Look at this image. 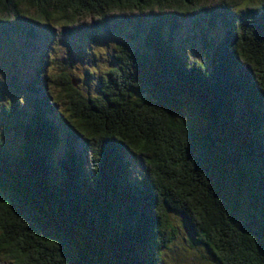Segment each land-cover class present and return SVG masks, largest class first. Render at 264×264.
Returning a JSON list of instances; mask_svg holds the SVG:
<instances>
[{
  "label": "trees",
  "instance_id": "16d2710c",
  "mask_svg": "<svg viewBox=\"0 0 264 264\" xmlns=\"http://www.w3.org/2000/svg\"><path fill=\"white\" fill-rule=\"evenodd\" d=\"M207 4L0 0V39L41 28L44 58L58 67L62 49L104 31L140 41L116 44L97 94L79 92L66 71H37L30 107L3 108L24 139L18 154L0 141L1 260L164 264L173 211L211 264H264V0ZM186 21L223 29L206 39L209 67L178 56Z\"/></svg>",
  "mask_w": 264,
  "mask_h": 264
},
{
  "label": "rangeland",
  "instance_id": "374dc122",
  "mask_svg": "<svg viewBox=\"0 0 264 264\" xmlns=\"http://www.w3.org/2000/svg\"><path fill=\"white\" fill-rule=\"evenodd\" d=\"M198 28L199 26L194 21H186L183 23L181 32L178 33L179 38L176 39L174 44L176 45L178 56L184 62L191 63L198 60L206 67H209L208 52H211V49L206 45L209 43L207 40L217 42L223 36L224 32L223 29L217 28V30L205 34L201 33ZM39 30L41 34H37L35 38L26 37L24 31H21V34H12L13 40L10 41L14 45L10 42H3L0 39V141L2 146L11 153L18 154V151L22 148L24 138L13 128V125H11L13 121L12 117L11 115L7 116L3 112V108H6L9 104L15 108H22L21 110L25 109L24 107H30L29 99H27V92L30 94V91H28L29 87L27 88V86L31 85L34 81L35 69L33 68L38 67V54L40 53L41 55L42 52H45L46 45L44 44V40L48 41L49 37L47 32L41 28ZM132 37L118 39L114 33L104 32L96 41L84 39L82 45L80 44L85 49L83 54L81 51L74 53L73 50L69 54L66 49H62V54L57 56V58L67 66V70L73 78H76L73 81L76 89L83 94L89 93L94 95L99 90L98 75L106 72L108 67L114 63L113 55L116 53V44L124 42L131 49L140 47L139 38L131 39ZM28 39L31 41L30 44L32 46L30 48L27 46L26 48L29 49L25 50L22 46H26L25 41H28ZM67 42L66 39L63 40V43ZM209 45L212 48L213 44ZM21 49L24 50L23 55L19 54ZM21 52L23 53V51ZM25 54H28L26 60ZM40 58V67L42 68L46 61L44 54ZM93 69L96 71H93ZM62 70L65 71L64 67ZM59 71L60 68L57 66L51 68V72L56 73ZM39 75L42 76L41 74ZM54 92L57 93L55 88ZM34 95L35 97L37 96V94ZM31 100L34 102L33 96ZM50 119L55 120V116H50ZM80 143V141H77L75 145L77 149H80ZM63 148L64 146H59L57 150L58 154L63 155ZM138 159L135 155L130 156L128 159L131 165L133 164L130 178L134 182V176L141 175L140 168H138L141 160ZM170 220L175 227V236L169 243L168 248L164 251L163 263L211 264L204 257L205 250H202L198 245L196 247L193 246L190 242L192 236L189 229L187 230L186 224L180 217V214L171 211ZM0 264L10 263L0 259Z\"/></svg>",
  "mask_w": 264,
  "mask_h": 264
},
{
  "label": "snow or ice",
  "instance_id": "6c2138e0",
  "mask_svg": "<svg viewBox=\"0 0 264 264\" xmlns=\"http://www.w3.org/2000/svg\"><path fill=\"white\" fill-rule=\"evenodd\" d=\"M133 2H135V0H133ZM214 2H218V0H208V4L206 6H210ZM244 6L245 5H242V7H244Z\"/></svg>",
  "mask_w": 264,
  "mask_h": 264
},
{
  "label": "bare ground",
  "instance_id": "6f19581e",
  "mask_svg": "<svg viewBox=\"0 0 264 264\" xmlns=\"http://www.w3.org/2000/svg\"><path fill=\"white\" fill-rule=\"evenodd\" d=\"M85 1V0H84ZM40 31V30H39ZM67 57V56H66ZM106 127V126H105ZM193 226V225H192Z\"/></svg>",
  "mask_w": 264,
  "mask_h": 264
}]
</instances>
